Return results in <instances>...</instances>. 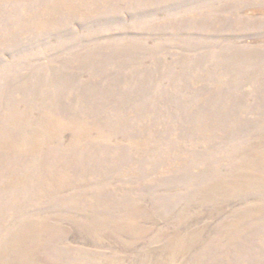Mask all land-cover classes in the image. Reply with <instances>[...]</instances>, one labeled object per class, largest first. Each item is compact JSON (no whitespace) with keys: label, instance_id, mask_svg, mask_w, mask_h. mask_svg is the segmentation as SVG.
Instances as JSON below:
<instances>
[{"label":"rangeland","instance_id":"374dc122","mask_svg":"<svg viewBox=\"0 0 264 264\" xmlns=\"http://www.w3.org/2000/svg\"><path fill=\"white\" fill-rule=\"evenodd\" d=\"M17 2L19 5L12 11V7L0 0V118L13 106L8 102L19 101L18 107L22 109L36 108L32 112L34 116L45 111L41 106L46 104L49 110L68 117L91 116L107 125L112 120L103 130L117 134L116 141H123L125 135H136L140 140H128L132 145L128 151L118 146L119 151L115 152L119 154L103 157L97 151L102 159L99 163L113 172L106 173L109 182L106 185L80 187L87 176L85 170L95 168L98 163L95 159L76 168L75 171H82L74 180L77 187L88 192L89 199L91 191H98V198L103 200L77 201L68 191L62 202L68 203L69 208L62 211L51 201L60 193L32 180L40 173L52 172L53 165L59 168L62 155L59 147L62 142L63 146L70 144L71 131L62 135L54 132L57 136L50 139L43 132L37 136L39 139L31 140L23 139L15 131L7 132L0 123V144L2 135L9 138L8 143L23 139L26 147L38 144L34 156L43 155L48 165L41 172L36 168L40 164L32 162L27 154L19 153L16 163L7 155L10 150L0 149V184L14 182L5 192L13 196L20 194L23 204L30 203L28 209L14 208L12 216L0 213V246L19 238L21 235L15 230H23L32 217L37 218L33 214L46 208L53 213L47 219L61 224L59 230L64 233L61 240L51 242L55 247L40 249L41 255L36 253L37 264H168L167 259L176 256L161 247L168 237L176 233L184 240L189 232L206 225L207 230L197 239L198 246L179 256L177 264H193L192 260L204 251L207 242L210 251L200 264H264V207L258 216H247L245 221L253 229L250 232L212 230L227 220V213L232 210L263 202L264 191L247 195L248 200L233 199L227 213L218 218L211 216L210 203L192 198L201 180L211 181V176L203 172L206 165L202 160L214 156L213 150L220 159L217 163L212 160L211 167H218L214 173H223L229 169L224 154H231L237 147L243 150L248 143L258 145L264 136L261 135L264 134V0ZM53 4L61 8L76 4L79 11L54 12ZM38 20L39 24L34 25ZM81 105L83 112L78 109ZM240 110L244 113L239 124L226 121L240 115ZM197 112L208 114L213 126L209 134L213 138L189 136L197 123L192 119ZM137 119H141V125L136 124ZM224 120L230 123L228 127L231 124L235 127L222 129L220 124ZM147 124L153 125L150 130L157 135L158 143L141 141L143 135L139 132ZM26 125L27 134H32V128L37 131L39 126H44L41 121H27ZM11 128L17 129V125ZM91 130L96 137L97 127ZM183 137L185 141L181 140ZM134 143L137 145L133 146ZM179 147L198 150L196 167L195 160L191 161L186 153L176 156ZM174 155L175 161L183 163L172 160L176 163L173 166L170 157ZM7 157L11 162L6 166ZM142 158L145 160L141 166L132 161ZM23 163L27 166H21ZM188 166L201 174L200 181L193 179L196 184L191 189L187 187L190 179L183 172L188 171ZM172 168L179 170L176 176L170 173ZM66 172L71 173V169ZM88 176L98 179L96 173ZM21 179L26 180L20 183ZM41 187L50 200L37 203ZM6 193L0 191V205L4 204ZM36 204L39 211L33 209ZM99 204L107 206L109 212L96 210L94 206ZM136 207L145 209L146 215L127 228L120 223L119 216ZM185 207L189 220L177 232L181 225L179 215ZM102 216L112 227L104 229L103 236L80 226V221L88 219L90 224ZM9 222L14 224V229L10 225L8 230H3L2 225ZM138 224L149 232L137 235ZM159 233L164 236L156 245ZM212 238L219 239L217 245ZM217 255L220 260L216 259ZM55 258L59 263L53 262ZM11 260L0 257V264H11Z\"/></svg>","mask_w":264,"mask_h":264},{"label":"bare ground","instance_id":"6f19581e","mask_svg":"<svg viewBox=\"0 0 264 264\" xmlns=\"http://www.w3.org/2000/svg\"><path fill=\"white\" fill-rule=\"evenodd\" d=\"M12 7V11H15V7H17L19 4L17 0H1ZM58 4V3H57ZM51 9L55 12L56 10H66V11H71V12H78L79 7L76 4H69L67 6H61L60 5H51ZM42 19V18H40ZM44 19V18H43ZM47 19V18H46ZM48 20V19H47ZM1 21V20H0ZM20 23V22H19ZM26 23V20L25 22ZM39 20L35 21L34 25H38ZM91 96V95H90ZM13 104L11 109L7 110V112L0 118L1 124H4L7 128V132L9 130L15 131L17 134H19L23 139H39L37 137L38 135L42 134L43 132L45 133V136L50 139L53 136H57L54 134V132H57L59 134H63L66 131H71V141L68 146H63L60 144L59 151H62V155L60 157L61 159V165L57 166V164L52 166V172L45 171L43 173H40L37 175L36 178L32 180V183H36L38 185H46L52 188V191H55V193L59 192L60 195H58L57 198L51 200L54 201L58 209L60 210H65L66 208H69L67 205L68 203L63 205V202L66 198L65 196L72 194L76 197L77 201H88L89 199V193L86 191H82L80 187L83 186H88L91 184H99V185H106L109 182L107 181V172H112L110 169H105L103 168V164L99 163V157L97 154V151L99 153H103V157H107L110 154H119L116 153L119 151L118 146H123L126 148L128 151L129 146H132L129 144L128 140H136L139 142V138L136 139V135L131 136V135H125V139L123 141H116L114 140L115 135L117 134H111V133H105L104 130L106 129L105 121L97 122L95 121L91 116L90 117H85L81 115H76V116H66L64 113L57 112L56 110L51 111L48 109V105L41 106L42 108L45 109V111L39 112L38 116L32 115V112L37 111L36 108H24L18 107L19 106V101H16V103H9L8 105ZM15 106V107H14ZM78 109L83 112L84 107L81 105L78 107ZM241 111V110H240ZM244 112H240V115H238L236 118L230 117L227 120H230L231 123L233 121L238 122L240 119H243L241 114ZM189 111H187V116H189ZM208 114L205 112H197V114H194L193 122L196 123L194 126H192V132H190L189 136H193L195 138H199L202 136L206 138L207 136L209 138H213L209 133L211 131V122L208 120ZM182 119H185L183 116H181ZM242 117V118H241ZM140 118V116L136 117ZM233 118V119H232ZM93 119V120H91ZM153 119V118H152ZM108 120V118H107ZM106 120V121H107ZM188 120V119H187ZM27 121L31 122H38L41 121L43 122L44 126L38 127L37 131H34L33 128L31 129L32 134H27ZM112 121V120H111ZM111 121H107V123L110 124ZM225 120L222 125V129H228L232 130L235 127V124L227 123ZM52 122L56 124H52ZM113 122V121H112ZM141 119H137L136 124L141 125ZM157 122V121H156ZM191 122V121H190ZM17 125V129H12L11 127L13 125ZM108 124V125H109ZM107 125V126H108ZM124 125V123L122 124ZM151 126L147 124L144 128L145 130L140 131L141 135H143V138L141 141L143 142H152V141H157L158 137L157 135L153 134L151 132ZM155 126V125H154ZM93 127H97V136L94 137L90 132L92 131ZM104 129V130H103ZM142 130V129H141ZM115 131V130H114ZM209 134V135H208ZM264 135V134H261ZM92 136V137H91ZM113 138H112V137ZM131 136V137H130ZM16 137V136H15ZM37 137V138H36ZM201 137V138H202ZM2 141L0 144V149L5 148L8 149L7 151L9 152L7 155L9 157H12L16 163L19 161V153L25 155L32 159L35 164L39 163L38 167H36L39 171H44L48 165L45 164L43 155H40L39 157L35 158L34 153L36 152L35 149H39V145L36 144L35 146H28L26 147L23 145L22 140L20 139L18 142H15L13 139L8 143L9 138L5 135L1 136ZM18 138V137H16ZM194 138V139H195ZM262 138L261 141L258 143V145H252L248 143L247 145H244L245 148L242 150V147H237L232 151L231 154H224V157H226L228 160H226L227 166L229 167L228 171L223 172V173H214L217 171L218 167H211L212 166V160L217 163V161L220 159V155L217 154V151L213 150V153H211L214 156H210L209 159L202 160V162H205L204 164L206 165L205 171H203L205 174H208L211 176V181H204L201 180V182L198 184L196 187L197 192L193 193L192 198L198 199L200 201H203L205 203H210L213 212L211 213L212 217L218 218L219 215L226 214L228 211V205L233 201V199L236 200H248L247 195H256L255 191H264V136L260 137ZM30 140V141H31ZM126 140V141H125ZM181 140L185 141L184 137L181 138ZM126 142V143H125ZM8 143V144H7ZM158 143V141H157ZM137 145V143H134L133 146ZM87 146V148H86ZM96 148V149H95ZM100 148V149H99ZM171 150V147H168ZM132 149V148H130ZM157 149V148H156ZM103 150V152H101ZM117 150V151H116ZM174 150V148H173ZM6 151V152H7ZM58 151V152H59ZM116 151V152H115ZM123 151V152H127ZM240 151V152H239ZM209 153V151H207ZM122 153V151H120ZM179 153L184 154L188 156L189 159L195 160V167L196 163L198 160V150L197 149H184L182 147H179L176 151V156L179 155ZM105 154H108L107 156ZM241 154V155H239ZM239 155V156H238ZM112 156V155H111ZM176 156L170 157V163L175 166L176 163H174L172 160L176 159ZM200 156V155H199ZM43 157V158H42ZM212 157V158H211ZM57 159V158H56ZM95 159V162L98 161L96 164L95 168L92 166L90 169L88 168L87 171V176L86 178L83 179L82 184L80 187H77V185L74 183V180L78 177L81 176L82 171H75L76 168L83 167L85 163L90 164V161H93ZM109 159V158H108ZM67 160V162H66ZM144 160H135L133 159L132 161L136 163L137 165L141 166L144 165ZM178 160V159H177ZM175 161L177 163H183ZM112 161V160H111ZM110 161V162H111ZM11 162L10 159L7 157V160L4 162V164L7 166V164ZM102 162V159L100 160ZM163 162V161H162ZM209 163H211L209 165ZM10 164V163H9ZM220 165V164H219ZM21 166L26 167L27 164L23 163ZM190 166H188L189 168ZM9 168V167H8ZM186 168L188 171H183L185 173V176L190 179V182L188 183L187 187L188 188H193V179L195 181H200L201 174L199 175L198 173H195L193 168L190 167V169ZM71 173H67L66 170H70ZM106 170V172H105ZM172 171L170 172L172 176H176V172L179 170L176 169H171ZM7 171V168L5 169ZM181 171V170H180ZM92 174L93 176L95 173L98 175L97 180H92L88 175ZM100 172V173H99ZM202 172V171H201ZM113 173V172H112ZM124 177V176H122ZM125 178V177H124ZM26 179H21L20 183L25 182ZM67 181V182H66ZM14 182L10 183H5V184H0V191H2L4 194L6 193V187L11 185ZM156 183H159L157 181ZM130 185H137V184H130ZM139 185V184H138ZM109 186V185H108ZM74 187H77L76 190H74ZM186 187V186H185ZM80 188V189H79ZM115 188V187H113ZM68 191H71L69 194H67ZM94 192V191H91ZM90 192V199H97V200H103V198H98V191H95L94 193ZM20 194H17L16 196H13V194H7L6 197L3 199V205H0V208L3 207V210L0 211L2 212H7L8 216H12L11 211L15 208H21V207H27L28 209V204H23L21 200L19 199ZM41 195V196H40ZM39 200L38 202H42L43 200L49 201L50 197L46 196V190L45 188L41 187L40 190L38 191ZM28 200H30V196L26 197ZM54 198V197H53ZM132 198V197H131ZM23 205V206H22ZM204 205V204H203ZM208 205V206H210ZM264 207V201L257 203L253 206L251 204L249 206H243L239 207L234 210H230L229 216L227 217L228 219L225 221H222L218 227H215L213 232H218V231H231V232H239V233H246L250 232L253 229L251 226H249L248 222L245 221L248 218H251L252 216H258L259 211ZM36 208L38 210V206L33 205V209ZM87 211H89V205L86 207ZM94 208L97 209H103L105 211V214H107L109 211L107 210L108 207L99 204L94 206ZM190 208V207H189ZM46 209V208H45ZM43 210L41 212H36L33 214L37 218L32 217L26 226L23 228V230H15L16 232L20 233L19 238H14L10 239L9 241H6L0 246V257H6L7 259L10 258L11 264H37L35 259H36V253H41L39 252L40 249L47 250L50 247H55L56 244L55 241L58 240V238H63V233L64 231H60V225L51 222L50 220L47 219V217H50V215L53 213H50L48 210ZM53 209V208H51ZM186 207L183 209V213L179 215L180 217V224L178 225V230L177 232H181L183 229V225L187 221V212ZM39 211V210H38ZM76 211V210H75ZM74 211V212H75ZM201 211V210H200ZM53 212V210L51 211ZM40 213L42 216H40ZM146 210L142 209L141 207H136V208H131V210L127 213H122V216L120 219V223L123 222L125 227H130V225H134L136 221L140 222V218H143L146 214ZM170 213V211H169ZM201 213V212H200ZM209 214V213H208ZM125 215H128L126 218ZM182 215V218H181ZM9 219V218H8ZM41 219V220H40ZM213 219V218H212ZM243 219V220H242ZM189 220V219H188ZM80 226L83 229L88 230L90 233H93L94 235L98 236H103L104 229L112 228L111 225H108V222L104 219L102 216L101 218L94 219L90 222L88 219L80 221ZM10 225L14 229V224H10V222L7 225H2L3 230H8ZM139 226L135 227V230L138 232L136 233L137 235H143L145 233L149 232V229L141 227L140 224ZM207 226L203 228H197L194 231H191L187 234L186 238L184 240L181 239V235H176V233H172L173 235L169 236L168 241L166 244L162 245L161 247L165 250L171 251L174 255L169 259L168 264H177V258L179 256H183L191 249L196 248L198 246L197 244V239L204 233V231L207 230ZM129 230V229H127ZM166 236V232H164ZM159 238L157 240V244H159L160 238L163 235L158 234ZM164 236V235H163ZM213 243L215 245L218 244L217 238H212ZM51 242H54L53 244ZM208 243V242H207ZM205 243L204 246V251L198 253L197 257H195L192 262L193 264H200L201 261H205V258L207 256V252L210 251L207 246L208 244ZM66 247V246H65ZM218 246L217 248H219ZM64 249V247H63ZM37 250V251H36ZM66 250V249H64ZM212 254V253H211ZM214 258V257H213ZM217 260H220V256L217 255L216 257ZM15 262V263H13ZM54 263H59L58 259L53 260ZM210 263V262H209ZM259 263V261H258ZM60 264V263H59ZM257 264V262H256Z\"/></svg>","mask_w":264,"mask_h":264}]
</instances>
